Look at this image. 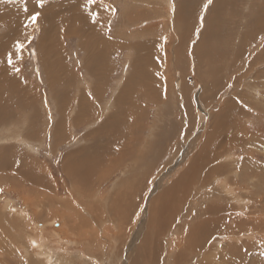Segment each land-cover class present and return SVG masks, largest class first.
<instances>
[{
    "label": "rangeland",
    "instance_id": "1",
    "mask_svg": "<svg viewBox=\"0 0 264 264\" xmlns=\"http://www.w3.org/2000/svg\"><path fill=\"white\" fill-rule=\"evenodd\" d=\"M31 1L39 2L0 0L1 38L7 25L26 30L19 73L38 114L32 126L31 109L15 106L11 92L0 90V132L10 138L0 145V264H44L49 256V264H133L138 257L143 264H264V0H91L105 6L97 19H104L105 41L99 37L93 50L80 35H59L74 22L63 26L64 4L84 11L90 0H43L56 11L51 32L58 34L65 73L61 64L51 72L45 67L42 20L18 10ZM210 18L216 19L211 26ZM139 57L147 60L135 69ZM134 72V88L120 106L117 98ZM84 97L88 113L76 123ZM118 110H124L123 136L97 137L100 149H114L106 158L116 154V162L94 185L79 188L63 160L93 141L102 113ZM21 131L28 138L14 141ZM23 166H36L47 182L24 177L17 170ZM180 178L182 213L175 227L154 230L156 199ZM120 198L129 203L122 211ZM26 220L37 229L49 225L54 254L30 243ZM71 245L85 255L67 254Z\"/></svg>",
    "mask_w": 264,
    "mask_h": 264
},
{
    "label": "bare ground",
    "instance_id": "2",
    "mask_svg": "<svg viewBox=\"0 0 264 264\" xmlns=\"http://www.w3.org/2000/svg\"><path fill=\"white\" fill-rule=\"evenodd\" d=\"M79 1V0H78ZM77 1V2H78ZM104 1V0H102ZM222 0H219V2L221 3ZM256 2H258V4L263 3V0H255ZM85 2V0H84ZM90 4L89 6L86 8H84V11H76L75 7L73 5H76L75 2H73L74 4H69V6H66V4H64V6L66 7L67 12H63V14L65 15V17H63V21L64 24L63 26L66 24V20L68 21L69 19L71 21H74L73 23H70L68 26H66L64 28V30L62 32H60L59 35L64 34V33H74L77 35H80L81 37H83L82 39V43L86 44L85 46L90 50H93L95 48V43L100 41L102 38V34L104 33V29L102 28V26H104V19L102 18V22L97 20L98 17H101L103 15H105V6H103V3L98 2H92L91 0L89 1ZM92 2V3H91ZM171 2V1H170ZM249 4L255 5L256 3L254 2V0H249L248 1ZM106 4V3H105ZM168 4V3H167ZM220 5V4H219ZM218 5V6H219ZM59 6H63V4L59 5ZM168 6V5H167ZM169 6L171 7V4H169ZM177 6V5H176ZM217 5L215 4V7ZM260 6V5H259ZM55 8V7H53ZM57 8V6H56ZM169 8V7H168ZM26 9V10H25ZM83 9V6H82ZM218 9V7H217ZM18 10L21 14H29V15H35L36 13H39V19L42 20L43 23V35L42 38L40 39V46L42 47L44 50V64L45 67L48 69L49 72H51L53 66L56 64H61V71L62 72H67L66 70V66L64 65L63 62V58L61 57L60 54V50L59 48H57L56 44H55V39H57L56 37L58 36V34H53L51 31V27L54 26V23L56 20V16H55V10L51 9H46L44 6H41V4L35 3L34 5L32 4V1L30 3L27 4V6L21 8L18 7ZM60 10V9H59ZM65 10V9H64ZM63 10V11H64ZM65 10V11H66ZM214 11H216V8H213ZM53 11V12H52ZM168 11V10H167ZM89 12V13H87ZM172 12V11H171ZM19 14V13H18ZM178 14V13H177ZM182 12H180L178 14V17L182 16L181 15ZM28 15V16H29ZM55 16V18H53ZM171 16V15H169ZM31 17V16H30ZM61 17V16H60ZM59 17V18H60ZM72 17V18H70ZM27 19H29V17L26 16ZM170 19V17H168ZM91 19H95L94 22H96L94 24V26H91ZM261 19V18H260ZM259 19V21L256 23L257 27L260 29V23L261 20ZM57 20H60L57 18ZM211 20V21H210ZM216 19L214 18H210L209 19V25L211 26V24L215 21ZM61 21V20H60ZM62 21V22H63ZM101 22V23H100ZM100 23V24H99ZM103 24V25H102ZM22 26V27H21ZM209 26V27H210ZM59 27V24H58ZM6 28L8 30H6V33H3L5 37L4 39L1 38L0 36V90H4V91H8L11 92V95L13 96V102L16 103L15 106H18L20 109H31V112L27 114V116H29L28 119L29 122H32V126L34 125V122L37 119V113H36V108L34 106H31L29 101H28V95L25 92V87H24V83L23 81L20 79V73L16 71V69H19L20 66V60H21V55H22V49L18 48V44H21V40L24 36V26L23 25H19V30L18 29H14L12 28V26H6ZM55 28V27H54ZM58 29V28H57ZM222 30V29H221ZM257 30V29H256ZM211 31V29H210ZM41 32V33H42ZM214 35L218 34L219 32L217 31H213ZM212 33V32H211ZM210 32H206L204 34V37L209 36L211 34ZM61 37V36H60ZM100 37V38H99ZM99 38V40L97 41V39ZM103 40V39H102ZM105 41V40H103ZM101 42V41H100ZM58 44V43H57ZM109 44V42L105 43V45L107 46ZM111 45V44H110ZM114 46V45H113ZM115 48V47H114ZM142 48H148L147 45L143 46ZM140 49V48H139ZM197 49L199 50V46L197 47ZM196 49V50H197ZM42 50V51H43ZM93 52V51H92ZM9 53H11L12 55V60H13V64L9 65L8 64V55ZM91 54V53H90ZM49 56V57H48ZM54 56L56 57V59L54 58ZM147 56V55H146ZM54 59V60H53ZM143 59V60H142ZM145 60H147V58H137L133 64V66H135V69H139V66L142 65V63L145 62ZM70 71V70H69ZM138 71V70H137ZM94 73V72H93ZM137 72H134L132 74V76H130L127 81L125 82V86L122 89V92L120 91V94L117 98L116 103L120 104V106L124 105L126 102V99H128L129 97L127 96V93H130L134 87H132V83L134 77L136 76ZM55 76V75H54ZM53 78V77H50ZM143 78V77H142ZM51 82V81H50ZM96 92L97 93H101V87L96 88ZM154 92V91H153ZM144 95V94H143ZM154 95V94H153ZM147 97L150 96L149 94L146 95ZM155 96V95H154ZM137 97V92L134 91V95H133V100H135ZM145 97V95H144ZM151 98V97H150ZM82 99L80 98L78 100L79 103V110H78V116H76V123H79L81 121H83V118H85V116L88 113V104H87V100L84 97L83 101H81ZM151 100V99H150ZM32 101V100H31ZM110 106V105H109ZM112 106V105H111ZM110 108V107H109ZM34 112V113H33ZM110 112H112L110 110ZM124 110H118L116 114L110 115V116H106V113H102L105 118L103 120L102 125H100L95 132L93 133V135H89L93 137V141L90 142L88 145H83L82 147H80L79 149H75L73 152L70 153V155L65 156L64 160H63V167L65 170H67V172L69 173V175L72 177V179L74 180V182L76 183L77 186H80L79 188H82L83 185H88L87 188H89V186L94 185L93 183L98 181L99 178L101 177V173L102 171L106 168V167H110L112 164H114V160H116L117 158L112 157L111 158H106L109 157V152H112L111 155H113V150L114 149H100L101 144L97 143V137L99 136V134H101V132L105 131V132H112V133H118L120 132V136L124 134V131L122 129L120 130V114H123ZM133 114V113H132ZM101 115V114H100ZM3 115H0V125H3L5 122L3 121ZM134 119V117H132ZM27 120V119H26ZM74 120V118H73ZM129 121H127L128 123ZM21 123V122H20ZM19 123V125H20ZM58 124V128H61L63 126V122L60 121ZM18 125V129L19 128ZM128 125H125V127L127 128ZM21 127L23 128L24 125H21ZM10 129V128H9ZM16 129V128H15ZM14 129V130H15ZM25 129V127H24ZM13 130V129H12ZM17 130V129H16ZM8 131V129H5V132ZM19 131V130H18ZM25 131V130H23ZM4 132V133H5ZM22 133V131H21ZM20 132H15L14 135L13 133H11V135H13L11 138L14 139V141H25L26 137L28 135H24L22 133V135ZM9 136V135H8ZM9 138V137H8ZM8 138H4L3 135V131L0 132V145H3L4 143H9L8 142ZM28 138V137H27ZM6 139V140H5ZM10 139V138H9ZM11 139V140H12ZM6 143V144H7ZM3 146H7V145H3ZM3 149H5L4 147H2ZM205 148V147H203ZM10 149V148H9ZM105 151V154H104ZM119 153V151H117V154ZM111 157V156H110ZM115 158V159H114ZM119 159V157H118ZM31 160V159H30ZM1 161V159H0ZM33 162V161H31ZM107 163V164H106ZM35 164V163H33ZM18 172L21 173V175H23L24 177H27L29 179H32L33 183H40L41 181H45L47 182L48 179H46V176H42L40 173L37 172V167L36 166H29L28 169L24 168V166L22 168H18L17 169ZM106 170V169H105ZM33 171V173H32ZM108 171V170H107ZM105 171V173L107 172ZM38 173V174H37ZM186 176V174L184 175ZM165 177V176H164ZM40 181H37V179ZM183 181V178H180L178 180V182L174 183L173 185L169 186L157 199L156 201L159 203L158 205L155 204L154 207V211L153 214L154 216H152V227L155 226V229H161L162 227H164L166 224L170 225V224H174L175 227V217L177 216V214L179 215L180 213H182L183 207H180V204H182L183 199L180 195H179V191H180V186H179V182ZM119 182V181H118ZM90 183V184H88ZM182 183V182H181ZM190 188V187H189ZM182 189L186 190L187 187H182ZM134 191V190H133ZM127 195V193H122ZM134 196V195H133ZM122 197V196H121ZM127 199V198H126ZM123 200L120 198L118 199V203L117 205H120V210H124L126 206L129 205V203H127L125 206H123ZM127 201V200H126ZM124 207V208H123ZM98 209V208H97ZM19 213V212H17ZM22 213V212H21ZM93 217V216H92ZM1 220V219H0ZM26 224L31 225V228L33 229V233L30 234L29 238H30V243L34 244L35 247H40V248H44V251L41 253H46L48 252L50 255L54 254V252L57 251L58 247H54V252L52 249H50L48 247V244L51 243V240L46 238V236H48L49 234L47 232H49V225L48 228L45 227L42 229H37L35 228V222L32 221H25ZM50 223V222H49ZM48 223V224H49ZM77 225V224H76ZM2 228H4V225H0ZM46 226V224H45ZM30 227V226H29ZM29 227H27L29 229ZM170 227V226H169ZM1 229V228H0ZM2 230V229H1ZM73 230V234H75L76 232H79V227L77 225L72 227ZM5 230H3L2 232H4ZM53 234V230H50ZM152 231V229L150 230ZM162 231V230H161ZM136 232V231H135ZM159 232V231H158ZM163 232V231H162ZM41 235V236H40ZM57 235V233H56ZM149 236H151V234L149 233ZM149 236L145 237L144 240V245L142 246L143 250L144 248L146 249L147 246L146 244L150 243V238ZM54 239H57L54 237ZM76 241V240H75ZM1 242V241H0ZM53 242V241H52ZM29 243V244H30ZM128 243V242H127ZM191 243V242H190ZM57 245H60V243H57ZM194 244V243H193ZM43 245H45V247H43ZM195 245V244H194ZM2 246V244H0V247ZM67 248V247H66ZM65 248V249H66ZM194 248V247H193ZM49 250V251H46ZM63 249V248H62ZM61 249V250H62ZM148 250V249H146ZM196 250V249H195ZM73 251H78L76 246H70L67 248V254H70ZM85 251V250H83ZM66 252V250H65ZM78 252H82L81 250ZM141 252V251H139ZM83 255L84 252H82ZM142 253V252H141ZM143 253H146L145 251H143ZM72 254V253H71ZM150 254V253H149ZM58 255V254H57ZM4 258H6V260L10 259L11 260V254L4 252L3 254ZM36 256L39 257L38 252H36ZM149 256V255H148ZM60 257V256H58ZM92 257V256H91ZM139 258V257H138ZM136 259V261L133 262V264H143L142 262V258ZM60 259V258H59ZM53 260L52 258H48V260L44 261V264H49V262ZM69 260V258H68ZM135 260V259H134ZM54 261V260H53ZM59 261V260H58ZM70 262V261H69ZM69 262H67V264H70ZM101 262V261H100ZM94 263V264H102V263ZM12 263V262H11ZM28 263V262H27ZM53 263V262H52ZM56 262H54L53 264H55ZM4 264V263H3ZM7 264V263H6ZM13 264V263H12ZM29 264H32L31 262ZM66 264V263H65ZM146 264V263H145Z\"/></svg>",
    "mask_w": 264,
    "mask_h": 264
},
{
    "label": "snow or ice",
    "instance_id": "3",
    "mask_svg": "<svg viewBox=\"0 0 264 264\" xmlns=\"http://www.w3.org/2000/svg\"><path fill=\"white\" fill-rule=\"evenodd\" d=\"M39 3L41 4V6H43V0H39ZM208 3L210 4L211 3V0H208ZM26 10V9H25ZM38 17H39V13H36L35 15H33L32 17H31V21L32 22H36L37 20H38ZM23 45L22 44H18V48L19 49H23ZM8 64L9 65H12L13 64V60H12V55H11V53H9V55H8ZM16 71L17 72H19V69L17 68L16 69Z\"/></svg>",
    "mask_w": 264,
    "mask_h": 264
}]
</instances>
